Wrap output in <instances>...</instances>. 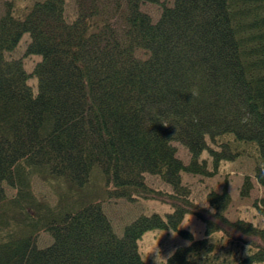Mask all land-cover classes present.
<instances>
[{
    "label": "trees",
    "instance_id": "1",
    "mask_svg": "<svg viewBox=\"0 0 264 264\" xmlns=\"http://www.w3.org/2000/svg\"><path fill=\"white\" fill-rule=\"evenodd\" d=\"M146 5L161 7L158 21ZM14 6L0 13V264H148L139 243L152 231L190 243L166 264H264V198L254 221L233 223L227 187L202 207L183 182L247 157L264 189V0H40L23 19ZM35 178L55 206L35 197ZM254 189L245 177L241 198ZM111 200L171 213L119 236L102 208ZM188 216L203 239L180 230ZM42 233L53 244L41 250Z\"/></svg>",
    "mask_w": 264,
    "mask_h": 264
},
{
    "label": "rangeland",
    "instance_id": "2",
    "mask_svg": "<svg viewBox=\"0 0 264 264\" xmlns=\"http://www.w3.org/2000/svg\"><path fill=\"white\" fill-rule=\"evenodd\" d=\"M35 1L40 0H0V13L2 14L4 12L7 4L13 2L15 5L13 7L14 17L23 19L32 8ZM162 2L172 5L174 0H162ZM142 10L146 14H149L153 21H158L161 16V7L157 5H146ZM29 43L30 37L29 35H25L17 52L14 54V58H24V52ZM40 60L41 58L39 57H33V59L26 58L24 60L29 73L32 72L35 62L38 63ZM31 85H35L36 87L37 80H34V84L32 82ZM176 147L178 149L179 159L182 160L184 164H188L190 162V155L187 150L180 145H176ZM203 157L207 158V155H204ZM254 169L255 165L252 159L241 157L232 163L222 164L219 173L213 178L205 179L191 175H184L183 182L192 190V197L197 204L202 207L207 206L206 198L208 193H222L227 187L232 198L231 206L227 212L228 220L233 223L243 219L254 221L253 206L257 200L264 198V189L260 188L254 179ZM247 176L252 177L255 189L249 198L243 199L240 196V190L244 179ZM148 183L158 190L167 192L170 190L168 187L151 178L148 179ZM100 185L103 186L102 183H98L96 187H100ZM1 188L6 192L8 198H12L16 195V192L6 184H2ZM32 190L38 200L47 202L52 206L57 204V197L52 192L51 188L39 179L35 178L32 180ZM102 208L105 215L112 223L113 229L119 236H122L126 227L143 215L151 216L157 214L165 218L171 213L170 207L151 201L129 203L125 200H111L103 203ZM180 230L192 233L196 240H201L205 237L204 223L193 216H188L184 220ZM52 244L53 239L50 235L43 233L39 235L37 241L39 249L42 250L49 248ZM189 245V241L182 238L176 232L152 231L146 233L140 241L139 251L146 263L154 264L155 254L153 252L157 247L159 248L161 255L168 260L170 253L173 255L177 249ZM164 264H166V262H164Z\"/></svg>",
    "mask_w": 264,
    "mask_h": 264
},
{
    "label": "clouds",
    "instance_id": "3",
    "mask_svg": "<svg viewBox=\"0 0 264 264\" xmlns=\"http://www.w3.org/2000/svg\"><path fill=\"white\" fill-rule=\"evenodd\" d=\"M153 253L155 254L154 264H164V262H167V259L161 255L158 247ZM171 255L172 253L169 254L168 258H171Z\"/></svg>",
    "mask_w": 264,
    "mask_h": 264
}]
</instances>
